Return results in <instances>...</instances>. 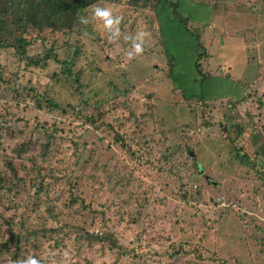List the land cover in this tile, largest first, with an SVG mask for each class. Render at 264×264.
Wrapping results in <instances>:
<instances>
[{
	"label": "rangeland",
	"instance_id": "rangeland-1",
	"mask_svg": "<svg viewBox=\"0 0 264 264\" xmlns=\"http://www.w3.org/2000/svg\"><path fill=\"white\" fill-rule=\"evenodd\" d=\"M140 1L95 4L150 33L133 59L92 7L33 41L34 59L52 45L37 67L0 47V264H264V0H169L176 41L171 9ZM188 41L230 82L201 86Z\"/></svg>",
	"mask_w": 264,
	"mask_h": 264
},
{
	"label": "trees",
	"instance_id": "trees-1",
	"mask_svg": "<svg viewBox=\"0 0 264 264\" xmlns=\"http://www.w3.org/2000/svg\"><path fill=\"white\" fill-rule=\"evenodd\" d=\"M101 1H114V0H0V47L3 48L13 47L15 53L18 56H20L21 61L26 62L27 65L37 67L41 62H43L47 58H50L53 55L52 45L50 49L45 50L46 52L45 58H43L42 60H39L38 58L34 59L35 57L32 58L27 55V49L33 43V41L40 38L46 32L49 34L64 33L71 35L73 33L74 28H76L75 26L79 22L78 17L81 16V14H83L86 9L90 8L95 4H98ZM138 2L141 1L135 0V3ZM188 5H191V3H188ZM166 7L171 9L174 16V17L168 16L167 18H169L170 21H175L179 27V28H176V26L172 27L168 31L169 32L168 34L172 35V38L174 40L177 36L182 35L183 33L187 34V36L188 34L189 36H191L192 33L188 29L187 18H182L180 13H178V7H179L178 2H172L169 0H157L156 8H158L160 12L161 11L165 12L163 9ZM180 29L183 32L182 34L180 32ZM34 31L37 32V35L34 34L35 33ZM32 35H35V38L33 40L32 38L30 39L28 38V36L32 37ZM41 39L44 40L45 37L43 36ZM9 42H11L12 45H8ZM192 44H193L192 41H188L187 50L190 49L194 54L195 53L197 54V50L194 51V47L192 46ZM196 56L197 58L196 59L193 58L191 66L193 67L194 70H196L197 74H199V76L201 77L199 80L201 86H203L206 82L207 83L213 82L214 84H216L217 77L224 78L225 81L228 80L230 82L229 75L220 77L221 75L218 76L215 75L214 72L217 71H211V72L208 71V73L200 72L199 60L202 58V54L198 52ZM167 57L171 58L169 55H167ZM172 61L173 58L171 59V61H169V63L171 65V68L173 69L174 67ZM261 61L262 60H260V62ZM260 62L257 64L259 68L260 66H262ZM225 81L224 83L226 85L225 84L224 85L227 93L228 91L232 90V88L234 87L229 83H226ZM193 83L195 84L194 81ZM190 87H188L189 90ZM236 87L237 86L235 85V89ZM203 92L204 89L202 90V93ZM42 97L43 96L41 97L38 96L37 97L38 101L45 100L46 103L49 102L48 100L43 99ZM203 97H205V94H203L200 98ZM233 128H234L233 131L237 134V136L241 137L243 127L239 124H235L231 126V129ZM6 134L7 132L3 130V122L1 120L0 144L3 142L4 135ZM20 151L25 152V148H21L20 146ZM256 152L264 156L263 151H256ZM238 158L241 163H245L246 160H248L247 157L244 155L241 157L238 156ZM8 164L9 166L11 165V163ZM261 174L262 173H260V175ZM203 177L204 180L207 182L206 178L209 176L204 175ZM13 236L16 237V235ZM18 236L20 237L23 235L22 233L17 234L16 237L17 244L14 248L11 249L12 252H17V250L20 248V238ZM16 254L15 255L12 254V256L14 258H17L18 256ZM14 261H17V259H15Z\"/></svg>",
	"mask_w": 264,
	"mask_h": 264
},
{
	"label": "clouds",
	"instance_id": "clouds-1",
	"mask_svg": "<svg viewBox=\"0 0 264 264\" xmlns=\"http://www.w3.org/2000/svg\"><path fill=\"white\" fill-rule=\"evenodd\" d=\"M91 7L93 8L92 19L102 22L110 41L115 43L123 36L125 41L131 42L132 50L128 53V59H133L134 55L138 56L143 54L145 40L150 37V33L140 31L135 36L124 35L120 28L123 19L122 16L115 15L111 7H100L96 5ZM78 19L81 24L87 25L90 23L89 18L85 16H79ZM17 264H40V261L33 256H28L26 259L18 261Z\"/></svg>",
	"mask_w": 264,
	"mask_h": 264
},
{
	"label": "water",
	"instance_id": "water-1",
	"mask_svg": "<svg viewBox=\"0 0 264 264\" xmlns=\"http://www.w3.org/2000/svg\"><path fill=\"white\" fill-rule=\"evenodd\" d=\"M191 154H192V153H191ZM206 180H207V182L210 183V185L213 186V187H216V186L218 185L217 182L213 181V179H211V178H209V177H207Z\"/></svg>",
	"mask_w": 264,
	"mask_h": 264
}]
</instances>
